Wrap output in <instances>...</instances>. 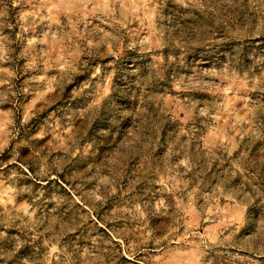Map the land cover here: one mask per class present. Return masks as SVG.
I'll return each instance as SVG.
<instances>
[{
    "label": "rangeland",
    "instance_id": "obj_1",
    "mask_svg": "<svg viewBox=\"0 0 264 264\" xmlns=\"http://www.w3.org/2000/svg\"><path fill=\"white\" fill-rule=\"evenodd\" d=\"M0 264H264V0H0Z\"/></svg>",
    "mask_w": 264,
    "mask_h": 264
}]
</instances>
